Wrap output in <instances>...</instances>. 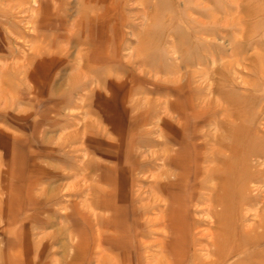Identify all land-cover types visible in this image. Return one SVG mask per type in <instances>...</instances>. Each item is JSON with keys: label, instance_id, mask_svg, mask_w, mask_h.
Here are the masks:
<instances>
[{"label": "rangeland", "instance_id": "374dc122", "mask_svg": "<svg viewBox=\"0 0 264 264\" xmlns=\"http://www.w3.org/2000/svg\"><path fill=\"white\" fill-rule=\"evenodd\" d=\"M262 222L264 0H0V264H264Z\"/></svg>", "mask_w": 264, "mask_h": 264}, {"label": "crops", "instance_id": "0c3cea01", "mask_svg": "<svg viewBox=\"0 0 264 264\" xmlns=\"http://www.w3.org/2000/svg\"><path fill=\"white\" fill-rule=\"evenodd\" d=\"M102 203L93 201L90 203L92 209H102ZM105 212V211H104ZM98 214V212H97ZM97 219H101L97 215ZM109 249V250H108ZM107 252H10L11 262L5 257L3 252V262L1 264H21L23 257H28L29 264H143L144 256L142 252H115L114 247L102 248ZM237 253V252H234ZM247 257L245 264H254V252H245ZM264 259V252H255ZM9 254V253H8ZM212 254V253H211ZM217 255L215 252L211 257H204L197 252H157L155 264H224L226 257ZM228 257V256H227ZM255 259V258H254ZM244 260V259H243ZM25 261V260H24ZM236 264V262L230 263Z\"/></svg>", "mask_w": 264, "mask_h": 264}, {"label": "bare ground", "instance_id": "6f19581e", "mask_svg": "<svg viewBox=\"0 0 264 264\" xmlns=\"http://www.w3.org/2000/svg\"><path fill=\"white\" fill-rule=\"evenodd\" d=\"M262 224L264 225V222H262ZM263 227V226H262ZM220 234V233H219ZM219 234L217 235V237L219 236ZM263 241V240H262ZM219 245H220V241H219V239L218 240H214V241H212V244H211V246H214L215 248H216V250H217V248L219 247ZM209 252H213V249H209L208 250Z\"/></svg>", "mask_w": 264, "mask_h": 264}]
</instances>
